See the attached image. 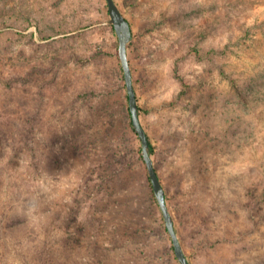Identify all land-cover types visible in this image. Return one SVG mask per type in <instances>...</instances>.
Returning a JSON list of instances; mask_svg holds the SVG:
<instances>
[{
    "label": "rangeland",
    "instance_id": "obj_1",
    "mask_svg": "<svg viewBox=\"0 0 264 264\" xmlns=\"http://www.w3.org/2000/svg\"><path fill=\"white\" fill-rule=\"evenodd\" d=\"M116 2L189 261L264 264V0ZM118 43L107 0H0V264H37L44 241L54 264L180 263L129 124ZM103 108L117 125L108 144L93 138ZM119 141L148 214L137 236L109 174Z\"/></svg>",
    "mask_w": 264,
    "mask_h": 264
},
{
    "label": "trees",
    "instance_id": "obj_2",
    "mask_svg": "<svg viewBox=\"0 0 264 264\" xmlns=\"http://www.w3.org/2000/svg\"><path fill=\"white\" fill-rule=\"evenodd\" d=\"M112 28H113L114 33L117 35L113 24H112ZM118 47H119V43H118ZM118 55H119V53H118ZM122 70H123V67H122ZM125 86H126V83H125ZM127 98H128V95H127ZM128 102H129V99H128ZM127 111H128L129 124H130L131 130L136 134V136L140 140V137H139V135H138L133 123H132V117H131L129 104H128V107H127ZM141 111H142V107L139 104V115H140V117H141ZM99 119H100V124H99V127H98V132H101V133L103 132V134H102V136L100 138L99 134L97 132L96 133L97 136L93 137V138L95 140H98V138H99V139L105 141L106 144L112 143L113 139L115 140V138H116L115 137V135H116L115 131L117 129V125L115 124V119H113V115H112L111 111L108 108H103L100 111ZM146 131H147V129H146ZM147 134H148V137H149V140H150V154L153 156L154 153L156 152V146L152 143L148 131H147ZM113 137H115V138H113ZM120 145H121V143L119 141L114 146H112V148L111 147L109 148V151H111V152H109V154L107 155V158H108L107 160H108V163L111 164L112 167H114L112 170H110L109 174H110V176L113 175V177H116V180L118 179L117 181L119 182V186H121V190L123 192L122 193V195H123L122 201L123 202L119 203V206L117 207L119 209V216L118 217H121V220L122 219L124 220V222H123L124 224H127L129 226L134 224V227H136V228H134L133 231H134V234L137 236V235H140L141 228L145 226V219L147 218L148 214L145 211V208H143V204L141 203L142 202L141 198L137 197V199H136V197L131 193L132 192V186H131L132 185L131 184L132 173H130L131 172V165L127 162V159H126L125 155L118 154V151L119 150L121 151V146ZM107 150H108V148H107ZM139 153H140L141 160L145 164L141 149H140ZM145 167H146V177H147V181H148V187L150 189L152 200L154 201V203L158 207H160L159 203H158V200L156 198V195H155L151 180H150V176H149V172H148L146 164H145ZM155 167H156V170H157V172H158V174L160 176V179H161V181L163 183V186L165 188L167 204H168L169 209L171 211V214H172V216L174 218L175 228H176L177 233L179 235V238H180V240L182 242V237H181L180 231L178 229V221H177V219H176V217L174 215L172 207L170 206V202H169L170 198H169V195H168L167 186L164 183V181L162 179V175L160 174V171H159L158 166L156 164H155ZM109 181L112 182V179L110 178ZM160 210H161V208H160ZM161 213H162V210H161ZM129 219H131L132 222H129L128 221ZM162 220L164 221V230H165L166 233L169 234V231L167 229V226H166V223H165V220H164V217H163V213H162ZM14 225H15V223H13V224L11 223L10 227L14 226ZM171 247H172V251L174 252L173 242H172V246ZM37 251L39 252L38 253L39 257H38L37 264H54L53 256L49 252L50 251V246H49V243L47 241H44L42 246L37 248ZM174 254H175V252H174ZM21 255H22L23 259L27 260V261L25 260L26 263H27L28 262L27 253L26 252H22ZM179 264H181V263H179Z\"/></svg>",
    "mask_w": 264,
    "mask_h": 264
},
{
    "label": "water",
    "instance_id": "obj_3",
    "mask_svg": "<svg viewBox=\"0 0 264 264\" xmlns=\"http://www.w3.org/2000/svg\"><path fill=\"white\" fill-rule=\"evenodd\" d=\"M107 4L111 22L114 25L119 40L118 53L124 71L132 123L141 140V152L149 172L150 180L159 206L162 210L167 229L172 238L175 255L181 264H191L175 228V221L167 204L165 188L156 170L153 157L150 154V140L139 115L138 96L133 81V72L128 55V46L133 34L132 26L116 0H107Z\"/></svg>",
    "mask_w": 264,
    "mask_h": 264
}]
</instances>
